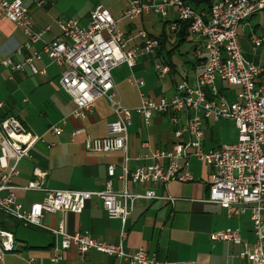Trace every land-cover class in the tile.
<instances>
[{
  "label": "built area",
  "instance_id": "obj_1",
  "mask_svg": "<svg viewBox=\"0 0 264 264\" xmlns=\"http://www.w3.org/2000/svg\"><path fill=\"white\" fill-rule=\"evenodd\" d=\"M34 1L37 6L43 4V0ZM170 8L175 9L177 22L187 23L190 35L206 54L202 70L193 80L178 84L172 97L152 98L141 92L138 107L129 109L122 106L112 70L121 64L134 67L139 56L152 55L160 47V42L145 30H140L137 37L142 43L126 48L119 20L100 5L90 11L85 26L76 19L58 21L61 37L44 43L41 51H33L24 57L23 62L14 61L9 55L3 60L10 71V79L14 73L24 72L25 68H29L34 75H45V69H38L34 64L42 53L60 67V86L75 105L71 117L83 121L100 98L109 101L115 116L107 124L105 137H93L84 126L70 132L71 141L82 136L84 147L90 152L123 154L120 172L116 173L115 166L109 165L104 187L96 190L50 189L45 185L47 173L39 168H34V179L26 186L13 185V178L19 175V163L31 160L32 148L45 139L28 133L15 116H5L0 121V216L17 220L27 227L45 228L54 236H59L61 245L54 250L51 257L53 263L62 258L66 249L75 247L81 254L96 250L127 264H202L162 260L145 248L128 253L123 247L127 236L125 224L135 200H172L156 193L148 185L193 181L191 172L178 163L180 158L193 156L213 169L205 201L220 205L229 216L248 211L253 224V243L242 242L239 230L230 227L212 232L211 240L238 244L241 246L239 258L248 259L250 264H264V67L251 63L243 56L238 39L239 25L264 11V0H218L208 11H200L184 0H130L122 18L156 14L168 19ZM0 17L15 23L26 36V42L14 48L13 53L16 54L29 50L31 44L40 41L49 29H34L30 9L22 0H0ZM175 27L176 23L172 22L171 29ZM249 41L253 48L260 47L264 45V35L253 32ZM155 68L161 77L169 71V67L162 63L156 64ZM218 82L238 87L236 101H228ZM129 83L142 86L141 81L134 78H130ZM2 107L3 103H0V109ZM134 114L142 118L145 126L151 124L155 114H170V121L176 127L175 137L178 139L186 132L189 141L176 142L172 150L156 149L150 155H139L135 160L150 159L152 163L139 164L131 170L128 128ZM208 119L232 121L237 129V141L205 150L204 123ZM66 122L67 118L61 119L47 132L54 136L62 134ZM188 150L191 152L188 153ZM165 158L169 161L166 167L158 163ZM115 179L123 183L122 190L115 189ZM129 183L143 185L144 191H131ZM18 190L39 191L43 197L25 206L18 201ZM92 199L101 202L110 219L121 221L123 226L118 242L103 241L80 232L67 233L63 221L55 228H46L41 224V218L46 213L80 214ZM16 252L14 234L2 228L0 223V259L7 253ZM29 262L34 264L33 259Z\"/></svg>",
  "mask_w": 264,
  "mask_h": 264
},
{
  "label": "crops",
  "instance_id": "obj_2",
  "mask_svg": "<svg viewBox=\"0 0 264 264\" xmlns=\"http://www.w3.org/2000/svg\"><path fill=\"white\" fill-rule=\"evenodd\" d=\"M22 1L30 9L34 29H49L40 41L31 44L29 50L16 54L13 53L14 48L22 46L27 40L26 36L15 23L0 17V103H3L0 121L5 116H15L28 133L42 136L45 141L32 148L31 160L25 159L19 163V175L13 178L12 183L17 187L26 186L34 179V168H39L47 173L45 185L50 189H102L108 179V166L114 165L116 173H119L123 165V154L90 152L84 147L82 136L71 141L70 132L74 128L84 126L93 137H105L107 124L115 118L109 101L100 98L83 121L74 119L70 113L75 105L60 86V67L41 53L40 57L34 60V64L38 69H45V75H34L29 68H25L24 72H16L10 79V71L3 64L4 58L9 55L14 61L23 62L24 57L33 51H41L44 43L61 37L58 21L76 19L85 26L90 11L99 5L103 6L119 20L126 48H134L142 43L137 37L140 30H145L149 35L164 41L152 55L139 56L134 67L121 64L112 70L117 96L122 106L133 109L140 105L141 92L152 98L174 96L178 84L193 80L202 70L206 54L199 47L198 41L190 35L189 30L184 36L178 33L181 28L174 8L169 9L168 19H162L156 14L123 19V11L128 8L130 0H43L41 6H37L34 0ZM184 1L200 11H208L218 0ZM154 16L164 20L161 34H155L151 30L155 24ZM172 22L176 23L175 29H171ZM140 26L142 27L138 28ZM253 32L264 35V11L254 14L238 27L243 56L251 63L264 67V45L252 47L249 36ZM187 42L191 44V51L180 53L179 48ZM159 63L169 67L163 77L159 76L155 68ZM130 78L141 81L142 86L131 85ZM217 85L228 101H236L238 87L232 90L233 87L223 83L218 82ZM170 117V114H155L151 124L145 126L139 115H133L128 128L131 170L139 164L152 163L150 159L135 160L139 155H150L156 149L172 150L176 142L189 141L186 132L178 139L175 137L176 127L171 123ZM63 118H67L63 133L58 136L49 134L47 129ZM237 137V129L230 120L208 119L204 123L205 150L234 143ZM190 152L188 150V153ZM168 162L167 158L158 161L164 167ZM178 163L191 172L194 180L184 183L170 181L163 186L150 183L148 186L156 193L172 200H135L133 211L125 224L127 236L123 241L124 250L133 253L139 248H145L148 252L155 253L159 259L169 261L250 264L248 259L238 257L240 245L213 241L210 238L212 232L230 227L239 230L242 242L253 243L255 236L249 212L229 216L220 205L205 201L213 174L211 166L193 156L180 158ZM114 187L122 190L123 183L115 179ZM128 188L141 193L145 187L129 183ZM17 197L19 202L28 206L41 200L43 193L18 190ZM61 221L64 222L67 233L80 232L113 243L119 241L123 226L119 219L108 217L97 199L88 201L80 214L55 212L46 213L41 218V224L46 228H55ZM0 223L2 228L14 234L18 250L16 253H7L0 259V264H31L29 259H33L34 264H127L124 260L96 250L81 254L75 247L66 249L62 258L53 263L51 257L54 250L61 245L59 236H54L45 228L27 227L4 216H0Z\"/></svg>",
  "mask_w": 264,
  "mask_h": 264
},
{
  "label": "rangeland",
  "instance_id": "obj_3",
  "mask_svg": "<svg viewBox=\"0 0 264 264\" xmlns=\"http://www.w3.org/2000/svg\"><path fill=\"white\" fill-rule=\"evenodd\" d=\"M111 1H113V0H111ZM153 19H154V25L152 26V28H151V30H152V32H154L155 34H161L160 32H161V29H162V24H163V22H164V20H162V19H160L159 17H156V16H154L153 17ZM142 26H140V27H138V28H141ZM137 30H139V29H137ZM138 31H136V33H137ZM166 32H167V34H169V29H168V27H166ZM186 51H188V52H190L191 51V44L190 43H185V44H183L180 48H179V52L180 53H183V54H185V52ZM232 90H234V87L233 88H231Z\"/></svg>",
  "mask_w": 264,
  "mask_h": 264
},
{
  "label": "trees",
  "instance_id": "obj_4",
  "mask_svg": "<svg viewBox=\"0 0 264 264\" xmlns=\"http://www.w3.org/2000/svg\"><path fill=\"white\" fill-rule=\"evenodd\" d=\"M179 23V28H181L179 31L180 32H178L180 35H187V30H188V25H187V23H185V22H178ZM151 36V35H150ZM151 37H153V36H151ZM155 38V37H154ZM158 40H159V42H160V46L163 44V40L162 39H160V38H157Z\"/></svg>",
  "mask_w": 264,
  "mask_h": 264
}]
</instances>
